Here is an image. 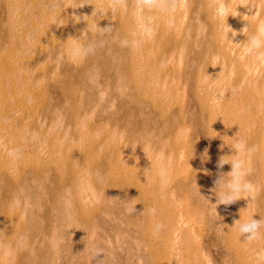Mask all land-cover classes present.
Here are the masks:
<instances>
[{"label": "bare ground", "instance_id": "bare-ground-1", "mask_svg": "<svg viewBox=\"0 0 264 264\" xmlns=\"http://www.w3.org/2000/svg\"><path fill=\"white\" fill-rule=\"evenodd\" d=\"M228 5L224 21L214 0L115 14L108 0H0V264H213L212 247L223 264H264V240L232 226L264 217V48H244L264 0ZM142 27L150 39L121 44ZM69 36L103 45L60 61ZM235 136L256 148L260 190L215 206Z\"/></svg>", "mask_w": 264, "mask_h": 264}, {"label": "clouds", "instance_id": "clouds-1", "mask_svg": "<svg viewBox=\"0 0 264 264\" xmlns=\"http://www.w3.org/2000/svg\"><path fill=\"white\" fill-rule=\"evenodd\" d=\"M153 3L154 0H139L140 6L150 7ZM214 3L216 5L217 16L221 20L226 21V17L230 15L228 0H214ZM126 7L127 0H108V8L112 14L122 9L126 10ZM101 29V34H103V32L112 31V27L110 26ZM139 31L142 33L140 39H134L131 42L125 39L121 41V44L123 46L131 45L133 47H138L143 43L144 39H150L152 36V31L150 29L142 27ZM232 36L235 37L236 33L232 34ZM66 40L67 43L58 54L57 59L60 61L66 59L77 65L86 61L90 56L95 55L98 48L103 45L102 41H85L79 36H69ZM244 48L245 51L249 53L253 50L264 48V20L259 21L255 34L248 38V42ZM226 145L229 146L231 152L230 154L221 156L217 162V168L220 171H218L217 178L214 180V188L212 189L216 197L215 206L221 204L225 206L231 205L241 198L252 199L254 194L260 190V186L255 184L251 179L254 173L252 157L256 151L255 146H250L247 138L244 136H235L233 137L232 143ZM14 154L15 153H10V155ZM157 161L159 163L157 174L161 177L162 181H164L170 175L171 162L167 160L163 152L157 154ZM226 164L230 165V170L224 172L222 169ZM97 182L103 183L104 177L98 175ZM198 193L200 194L199 190ZM17 203L19 202L17 201ZM135 211L136 209L133 205L130 209V214H133ZM148 211L150 214L154 215L156 209L150 208ZM254 215L255 213L249 214L244 219L239 216L240 218L235 220L232 225L236 228L239 238L249 244L264 240V217L260 216L259 219H256ZM161 228L162 225L160 224L155 226L157 232ZM257 259L264 260V252L259 254Z\"/></svg>", "mask_w": 264, "mask_h": 264}, {"label": "rangeland", "instance_id": "rangeland-1", "mask_svg": "<svg viewBox=\"0 0 264 264\" xmlns=\"http://www.w3.org/2000/svg\"><path fill=\"white\" fill-rule=\"evenodd\" d=\"M207 171H208V174L210 173H212L211 172V168L210 169H207ZM203 184V183H202ZM199 185H197L196 187H198ZM211 238H212V240H213V237H212V233H210V234H208ZM208 236V237H209ZM123 246H125V244L123 245ZM95 251V250H94ZM122 256V257H127V255H128V250H127V255L126 254H124V250H121L120 249V251H119V254H117V257L118 256ZM210 255L213 257V264H223L222 263V261H221V256H220V254L216 251V250H214L213 249V247H212V250L210 251ZM95 256L96 255H93V258H95Z\"/></svg>", "mask_w": 264, "mask_h": 264}]
</instances>
